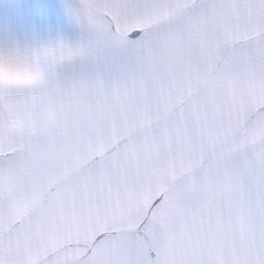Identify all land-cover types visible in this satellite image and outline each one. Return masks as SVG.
<instances>
[{
    "label": "snow or ice",
    "instance_id": "6c2138e0",
    "mask_svg": "<svg viewBox=\"0 0 264 264\" xmlns=\"http://www.w3.org/2000/svg\"><path fill=\"white\" fill-rule=\"evenodd\" d=\"M0 31V264H264V0H63Z\"/></svg>",
    "mask_w": 264,
    "mask_h": 264
},
{
    "label": "clouds",
    "instance_id": "9594fccd",
    "mask_svg": "<svg viewBox=\"0 0 264 264\" xmlns=\"http://www.w3.org/2000/svg\"><path fill=\"white\" fill-rule=\"evenodd\" d=\"M39 76V70L33 68L10 69L0 67V84L25 87Z\"/></svg>",
    "mask_w": 264,
    "mask_h": 264
}]
</instances>
